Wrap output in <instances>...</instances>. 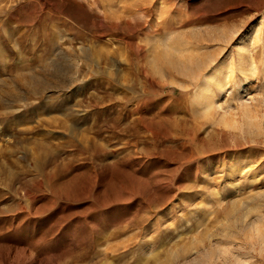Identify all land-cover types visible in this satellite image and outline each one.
<instances>
[{
    "label": "rangeland",
    "instance_id": "374dc122",
    "mask_svg": "<svg viewBox=\"0 0 264 264\" xmlns=\"http://www.w3.org/2000/svg\"><path fill=\"white\" fill-rule=\"evenodd\" d=\"M0 264H264V0H0Z\"/></svg>",
    "mask_w": 264,
    "mask_h": 264
},
{
    "label": "bare ground",
    "instance_id": "6f19581e",
    "mask_svg": "<svg viewBox=\"0 0 264 264\" xmlns=\"http://www.w3.org/2000/svg\"><path fill=\"white\" fill-rule=\"evenodd\" d=\"M25 63V62H24ZM55 67V66H54ZM45 70V69H44ZM36 77V76H35ZM34 77V78H35ZM34 78H32V80L34 79ZM24 79V78H23ZM23 79L22 78H20V80L19 81H22V83H23ZM36 80V79H35ZM38 80L40 81V78H38ZM42 80H44V79H42ZM41 80V81H42ZM27 81V80H26ZM31 81V80H30ZM46 81H48V80H46ZM36 82V81H35ZM17 83V82H16ZM26 83H29L28 81L26 82ZM44 83V87H45V81L43 82ZM37 84V82L35 83V85ZM18 85V84H17ZM39 85V84H38ZM29 86V85H28ZM27 86V87H28ZM13 87H15V86H13ZM17 87H19V86H17ZM26 87V90L27 89H29V87L27 88ZM40 87H41V82H40ZM20 89V88H19ZM22 89V88H21ZM41 89V88H40ZM39 89H37V87H34V88H32V90H31V93L33 94L34 92H36V91H38ZM28 91H30V89L28 90ZM19 92V91H18ZM41 92V91H40ZM25 94V93H24ZM15 95V94H14ZM17 95V94H16ZM2 100V99H1ZM1 106H3V105H1ZM53 122V121H52ZM42 123V122H41ZM49 123V122H48ZM43 125V124H42ZM38 143V146H40L41 144L39 143V142H37ZM36 147V146H35ZM39 148V147H38Z\"/></svg>",
    "mask_w": 264,
    "mask_h": 264
}]
</instances>
